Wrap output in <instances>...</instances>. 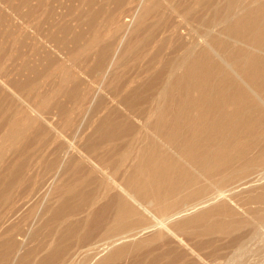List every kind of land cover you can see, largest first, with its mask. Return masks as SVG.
<instances>
[{
    "label": "bare ground",
    "instance_id": "6f19581e",
    "mask_svg": "<svg viewBox=\"0 0 264 264\" xmlns=\"http://www.w3.org/2000/svg\"><path fill=\"white\" fill-rule=\"evenodd\" d=\"M213 235L264 246V0H0V264H201Z\"/></svg>",
    "mask_w": 264,
    "mask_h": 264
},
{
    "label": "rangeland",
    "instance_id": "374dc122",
    "mask_svg": "<svg viewBox=\"0 0 264 264\" xmlns=\"http://www.w3.org/2000/svg\"><path fill=\"white\" fill-rule=\"evenodd\" d=\"M168 14H169V12H168ZM168 14H166L167 16H168ZM151 28V27H150ZM174 46V45H173ZM173 46H169V47H171L170 48V50L168 49L169 47H167V49H168V51H167V49L165 48V50H162L163 52H164V54L162 53V51H160V53H159V51H158V53H159V55H161V54H163L162 55V57L160 56H157L155 53H154V55L153 54H151L150 56L151 57H153V58H151L150 56L149 57H146L145 59H143L144 58V50H142V51H140L141 52V55L140 56H142V59H140V57H139V62L138 61H136V62H133V63H131L130 62V60L128 61L129 63H131V65L128 63V69L130 68V70H128L129 72H128V77H130V76H133L134 74H135V72H138V70L140 69V68H142L143 67V65H145V63L148 61V59L149 58H151V61H157L156 63H155V69H156V71H155V73H157V72H161V73H165L166 72V70L165 69H167V70H169V66L167 67V64L169 63L170 65H171V59H172V57H174V55L176 54V52H174V55H173V52H171V51H174L175 49H176V47L174 48ZM174 49H173V48ZM172 49V50H171ZM142 52H144L143 54H142ZM153 53V52H152ZM153 55V56H152ZM169 55V56H168ZM169 57V59H167V57ZM157 58V59H156ZM162 58V60H161V62L159 63V59H161ZM152 59H154V60H152ZM132 60H133V58H132ZM143 60V61H142ZM145 60V61H144ZM162 61H164V63L163 64H161L162 63ZM166 61H167V64H166ZM169 61V62H168ZM138 63V64H137ZM142 65H141V64ZM138 66H137V65ZM166 65V67H163V66H165ZM133 65V66H132ZM161 65H163V66H161ZM172 66V65H171ZM135 67V68H134ZM138 67H140V68H138ZM145 67V66H144ZM157 67H160L159 69L157 68ZM133 70H132V69ZM163 68V70H161L160 71V69H162ZM134 69H135V71H134ZM131 71V72H130ZM132 71H134L133 73H132ZM135 141L134 140H132V137H131V134L130 135H128V148H130V150H132L133 151V148H132V146L134 147V150L136 149V145L138 144L137 142V144L135 143V145L133 144ZM124 144V143H123ZM122 144V145H123ZM138 146V145H137ZM9 158H12V157H9ZM8 158V160H10ZM79 215V214H78ZM77 214H73V215H71V216H69L70 218H71V220L73 219L74 221H76V220H79V219H81V218H83V215H81V217H79ZM238 234H236V236H237ZM216 236V237H215ZM219 238H218V237ZM212 237H213V239H212ZM224 237V238H223ZM198 238H200V239H198ZM204 239V241H203V239ZM216 238V239H215ZM223 238V239H222ZM208 239H210V240H208ZM220 239V240H219ZM200 240H201V242H200ZM214 240V243H211L212 241ZM227 240H229V241H227ZM72 241V240H71ZM74 241V240H73ZM208 241H210V243L211 244H209V243H206V242H208ZM231 240H230V238L229 237H227L226 236V238H225V235H213V236H209V237H197L195 240L193 239V238H189V240H188V238H187V242H189L188 243V245L195 251V252H197V254H199L200 253V257L202 258V259H199L200 260V262H201V260H202V262H201V264H230V261H231V259L233 258V254H235V256L234 257H236L237 258V261L235 262V261H232L233 262V264L235 263H237V264H260V263H264V246H263V244L262 243H259L260 245H258L257 243H255V242H248L247 243V245H245V246H247V249H244V250H242L241 252H240V254H239V251L237 252V253H235L236 251L234 250V248H232V247H230V245H228V244H230L231 242H230ZM71 243V242H70ZM200 243H203L202 245L200 244ZM213 244V245H212ZM200 245H201V247H200ZM204 245V246H203ZM209 245H211V246H209ZM206 246H207V248H206ZM211 247V248H210ZM204 248H205V250H204ZM246 248V247H245ZM213 251V252H212ZM235 251V252H234ZM212 252V253H211ZM216 252H218V253H216ZM243 252H245L244 254H243ZM214 253V254H213ZM213 254V255H212ZM238 254L240 255V258H239V256H238ZM243 254V255H242ZM191 255H189V256H187V261H188V263L186 262H182L183 264H192V262L195 260V257H190ZM207 256V257H206ZM215 256V257H214ZM216 256H217V258H216ZM232 256V257H231ZM242 256V257H241ZM189 257H190V259H189ZM198 257H199V255H198ZM239 258V259H238ZM208 259V260H207ZM229 261V263H227ZM197 262V260H195L193 263H196ZM232 262H231V264H232ZM181 263V264H182ZM197 264V263H196Z\"/></svg>",
    "mask_w": 264,
    "mask_h": 264
}]
</instances>
